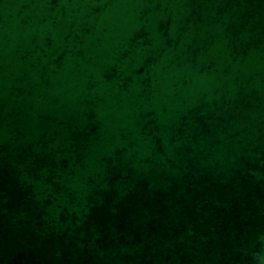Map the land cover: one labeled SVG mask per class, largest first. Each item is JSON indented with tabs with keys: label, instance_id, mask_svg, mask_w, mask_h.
<instances>
[{
	"label": "water",
	"instance_id": "obj_1",
	"mask_svg": "<svg viewBox=\"0 0 264 264\" xmlns=\"http://www.w3.org/2000/svg\"><path fill=\"white\" fill-rule=\"evenodd\" d=\"M0 264H264V0H0Z\"/></svg>",
	"mask_w": 264,
	"mask_h": 264
}]
</instances>
